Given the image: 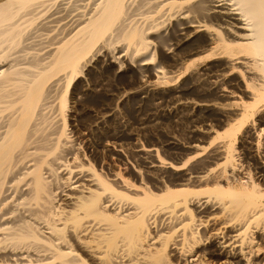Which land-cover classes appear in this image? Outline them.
<instances>
[{"label":"bare ground","instance_id":"6f19581e","mask_svg":"<svg viewBox=\"0 0 264 264\" xmlns=\"http://www.w3.org/2000/svg\"><path fill=\"white\" fill-rule=\"evenodd\" d=\"M120 41L204 154L79 150L66 103L103 100L86 66ZM193 263L264 264V0H0V264Z\"/></svg>","mask_w":264,"mask_h":264},{"label":"rangeland","instance_id":"374dc122","mask_svg":"<svg viewBox=\"0 0 264 264\" xmlns=\"http://www.w3.org/2000/svg\"><path fill=\"white\" fill-rule=\"evenodd\" d=\"M117 43H115V44H117ZM115 44H114V46H109V47L107 46V47L101 48L96 59H93V61L92 60L90 61V63L87 65L88 68L86 66V69L90 68L89 69L90 72H94L91 74V77L96 75V79H94L95 76L93 77V83L95 81L94 87L96 89H102L101 87L106 89V92H105L106 94L104 95L103 100L100 102L98 101V103H89L88 104V102H86L87 104L84 103V104H81L78 106L75 105L76 103L72 102L70 99H68V101L66 103L65 112H64L65 117L68 118V119H66L67 120L66 122L68 123V124L66 123V130L67 129L72 130V132L70 133V135H73L72 138L78 136L75 139H77V142L80 144L79 150L81 151L84 148V146L87 145L85 142H82L85 145L84 144L82 145L80 142V139L83 138V135L86 132L89 135L91 134L90 135L91 140L92 139L97 140L102 135H105V133L112 134L114 132L115 133L118 132V134H115V133H114L115 135L113 134L115 137H118V136L120 137L119 140L117 141L118 143L114 145L115 147L117 146L116 148L114 147V149L116 151L120 152V153L118 152V154L120 155L122 160H123L122 153L126 149L132 148L133 144L137 145L138 146V147L136 146L137 148H143L145 150L153 149V150H157L158 152L166 151L167 147H169V144L171 145L172 142L175 143L179 147L182 146L184 149H186L187 146L190 144L189 146H192V145H197V146L195 148L190 147L189 148L190 150H188V148H187L184 152H185V154L186 153H189V154H186V155H189V156L193 155L195 153V151H197V150H198L199 154H201V155L204 154V152H200V149L202 147H205V146H206V150L209 149V146H207V143L209 142L211 136L214 135L213 134L214 130L208 131L209 132L208 133V132H205V126L204 127L202 125L199 126L198 124L195 125V123L193 122L192 119L195 116L196 112H195V110L193 111V109L190 108V106H183V107L177 106L176 108H174V110L169 109V107L164 104L165 103L164 100H160V98L158 99V96L151 95L148 91H145V92L140 91V90L136 91V89H137L136 87L140 83L139 79H137V77L138 78L144 77V79L146 77L145 72H142V74H143V75L141 74L143 76L142 77V76H139L138 75L139 72L135 71L133 68V65H137L138 63L136 61L141 59L142 56L132 57V56H130L131 55L130 50H129L130 48H123L122 49V47L126 45L125 41H120L117 45H115ZM115 47H117V48H115ZM120 47H121L122 51L119 50ZM157 51H159V50L155 49V58H157L156 61L158 60V56H159V52H157ZM112 53H113V56H112ZM110 60H112V62H110ZM119 61L120 62L122 61V62L120 63ZM130 61H132L134 63H132ZM119 63L121 65H119ZM126 63H132L133 65L127 66ZM135 72H136V74H135ZM84 78H85L86 82H88V79H90V78H88L87 75H85ZM96 80H98V81L96 82ZM98 84H99V86H98ZM107 86L109 87V89ZM155 89L158 90L159 87L157 86ZM135 95H137V96H135ZM106 96H107V98H105ZM157 101L158 102L161 101V102L158 103ZM178 107H180V108H178ZM109 108H110V110H108ZM238 108H239V106L234 105V106L230 107L231 111H230V109H229V111L231 113H237ZM177 109H179L180 113H184L183 110H185V109L188 111H186V113L184 115H181ZM180 109H182V110H180ZM232 109H234L236 111H234ZM102 111H104V112H102ZM70 114H72V115H70ZM189 114L191 115L192 119H190ZM81 115H82V117H80ZM180 115L182 116V118ZM70 116H72V117H70ZM176 116L178 119L176 118ZM185 116H186V118H185ZM188 117H189V119H188ZM154 118L155 119L157 118V119L155 120ZM91 122H93V123H91ZM143 122H144V124H143ZM197 125H198V127H197ZM195 127H196L197 131H196ZM79 130H81V131H79ZM193 132H195V134H198L200 132L199 135H197L198 138L200 136V138H199L200 140L199 141L195 140V143L193 140V143L191 144L190 140L192 141L193 138L190 135H192ZM201 132H202V134H201ZM96 135H98V136H96ZM122 135H125V136L122 137ZM187 138L189 139V141H187L188 140ZM237 140L238 139L235 140V145L237 144ZM119 141H121L122 143L121 142L119 143ZM128 141H130V143H128ZM109 147H110V145H109ZM122 150H123V152H122ZM168 151H170V150H168ZM219 161L221 162L222 160L220 159ZM135 162H136V160H135ZM136 176L134 175V177H136ZM243 180H245V179L243 178ZM136 184H140V183L137 182ZM133 189H134V187L132 188V190ZM136 190H139V189H136ZM260 237H261V234H260ZM150 242H152V241H150ZM189 262H191V259Z\"/></svg>","mask_w":264,"mask_h":264}]
</instances>
